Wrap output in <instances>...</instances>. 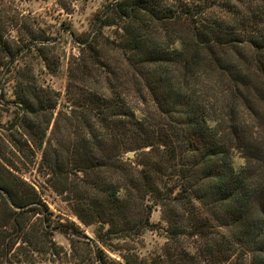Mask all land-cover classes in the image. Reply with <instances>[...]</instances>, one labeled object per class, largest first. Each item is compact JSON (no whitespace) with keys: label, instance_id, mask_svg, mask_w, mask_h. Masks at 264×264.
<instances>
[{"label":"trees","instance_id":"trees-1","mask_svg":"<svg viewBox=\"0 0 264 264\" xmlns=\"http://www.w3.org/2000/svg\"><path fill=\"white\" fill-rule=\"evenodd\" d=\"M8 1L0 78L20 111L0 147V264L63 252L35 165L107 226L103 242L155 230L160 208L165 241L146 264H264V0H108L88 29L58 33L77 48L64 94L29 60L55 73L58 38Z\"/></svg>","mask_w":264,"mask_h":264},{"label":"rangeland","instance_id":"rangeland-1","mask_svg":"<svg viewBox=\"0 0 264 264\" xmlns=\"http://www.w3.org/2000/svg\"><path fill=\"white\" fill-rule=\"evenodd\" d=\"M108 0H11L8 7L20 15L31 13L37 20L48 29L49 34L58 38L57 42L50 48L56 53L64 52L65 57L59 69L52 73L42 66L37 57L29 58L36 68L37 77L47 85L64 94L68 84V59L77 48L70 37H61L58 33L66 26H73L75 30L83 31L88 29L92 14L97 11ZM52 54V53H51ZM6 85L1 90L2 86ZM11 83H6L0 78V147L7 150V139L10 136L19 134L11 128L16 120L20 108L8 100L11 98ZM12 142V141H11ZM9 151V149L7 150ZM133 153V152H131ZM130 155V154H129ZM134 156V155H133ZM132 157V156H131ZM41 160V152H38L34 162ZM245 162L241 153L234 155V165L239 169ZM27 176L31 179L39 178V186L42 197L53 214L52 238L58 246L63 248L61 255L55 257L49 253L36 255L35 261L31 264H99L95 260V250H102L109 264H146L155 256L165 241L163 227L166 222L162 218V211L156 208L151 215V223L155 230H147L142 235L133 239H106L101 241L107 226L99 223L85 224L74 210L69 196L49 188L42 177H38L36 165L26 169ZM63 230H67L68 233ZM77 231V232H76ZM75 232V233H74ZM98 250V249H97Z\"/></svg>","mask_w":264,"mask_h":264},{"label":"water","instance_id":"water-1","mask_svg":"<svg viewBox=\"0 0 264 264\" xmlns=\"http://www.w3.org/2000/svg\"><path fill=\"white\" fill-rule=\"evenodd\" d=\"M134 155V153H130V156H133Z\"/></svg>","mask_w":264,"mask_h":264}]
</instances>
